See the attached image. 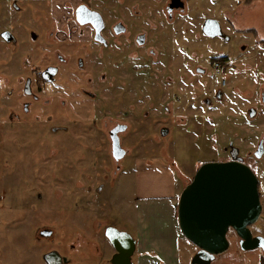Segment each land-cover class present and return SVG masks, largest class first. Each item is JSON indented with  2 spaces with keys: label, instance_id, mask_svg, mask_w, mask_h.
<instances>
[{
  "label": "flooded vegetation",
  "instance_id": "flooded-vegetation-1",
  "mask_svg": "<svg viewBox=\"0 0 264 264\" xmlns=\"http://www.w3.org/2000/svg\"><path fill=\"white\" fill-rule=\"evenodd\" d=\"M260 2L264 4L242 0L245 7ZM196 3L210 0H0V68L11 65L16 78L14 91L3 89L8 83L1 86L0 104L8 119L4 124L14 125L20 138L37 137L39 143L20 144L35 158L28 166L35 178L41 173L43 179L61 182L94 181L97 195L106 183L125 175V162L147 146L150 129L160 140L187 124L194 137L206 133L213 141L219 139L214 159L183 167V189L205 164L247 166L257 179L259 216L243 236L229 226L228 248L212 264H264V130L259 134L264 82L235 81L236 70L225 55L197 64L192 33L188 27L181 33L177 29L179 22L191 20ZM209 19L216 20L206 18L202 32ZM220 28L217 36L203 34L229 43L231 35ZM239 31L253 39L241 45L242 53L254 47L264 50V21ZM5 48L10 60H3ZM209 70L222 78L220 83L211 74L208 78ZM249 82L253 87L243 96ZM242 99L250 105L244 108ZM218 107L224 120L217 129ZM237 108L242 115L229 111ZM87 118L89 127H75ZM34 123L42 127L29 128ZM251 125L255 136L245 145L244 129ZM48 231L50 236H41ZM53 236L50 228L39 231L41 239ZM249 239H257L259 246L246 248ZM64 259L61 264L68 263Z\"/></svg>",
  "mask_w": 264,
  "mask_h": 264
},
{
  "label": "rangeland",
  "instance_id": "rangeland-1",
  "mask_svg": "<svg viewBox=\"0 0 264 264\" xmlns=\"http://www.w3.org/2000/svg\"><path fill=\"white\" fill-rule=\"evenodd\" d=\"M206 18H215L223 31L231 35V41L225 43L205 37L201 26ZM263 21V2L245 7L242 0H210L207 5L194 4L190 23L181 21L177 29L181 33L188 27L192 33L197 64L209 62L211 57L217 55H225L231 58L229 61L236 70L235 81L254 79L263 84L264 50L258 51L254 47L242 53L241 45L251 43L253 39L251 35L241 34L239 31L257 26ZM151 24L148 23L147 26ZM148 30L159 31V28ZM4 50L6 54L2 55L3 60H10V51L6 48ZM10 66L0 68V90L1 86L8 83L3 87L6 92L14 91L12 87L16 80ZM240 68L243 69L242 73L237 71ZM183 74L180 71V78ZM210 74L220 83L221 77L209 70L208 78ZM251 87V82L244 86L243 96L249 94ZM1 94L0 92V98ZM242 102H245L244 108L250 105L245 99ZM222 110L218 107L214 115L222 113ZM229 111L239 115L243 113L242 108ZM6 113V107L2 109L0 104V264H47L44 255L51 251H57L68 260V263L63 264H112L113 249L105 236V229L112 225L129 233L136 240L143 222H149L151 218L153 223L156 220V227L170 231L173 222L168 214L167 200L156 199L150 203H140L137 199L147 194L159 197L169 195L172 180L182 188L180 199L184 185L180 179V176L183 177V167L191 169L199 161L214 159L217 146L222 144L219 139L213 141L207 138L206 133L200 137L190 135L189 129L185 127L187 124L181 126L180 133L172 130L168 137H159L160 140L157 132L150 129L147 146L139 152L140 155L133 153L131 159L125 162V175L119 180H112L111 184L106 183L104 192L97 195L96 188L99 184L94 181L61 182L57 178L43 179L41 173L36 176L39 178H35L32 168L28 167L35 158L31 157L30 152H23L22 149L26 148L20 147V144L39 141H36L35 136H17L14 125L4 124L5 120L8 121ZM223 120L220 117L214 120L217 129L221 127ZM78 122L75 127L91 125L88 118ZM261 123L264 124V116L260 117ZM39 126L42 127L34 123L29 128ZM247 127V130L244 129V144L250 145L255 130L253 125ZM262 130L264 125L260 127L259 134ZM217 134L222 139L219 131ZM233 138L234 136L224 138V141ZM141 161V164L155 166L154 170L149 171L150 173L139 170ZM46 227L54 231L51 239L39 237V231ZM187 247L190 251L195 246L188 240L183 241V256ZM183 260L182 257V264H187ZM216 264H221L220 260Z\"/></svg>",
  "mask_w": 264,
  "mask_h": 264
},
{
  "label": "water",
  "instance_id": "water-1",
  "mask_svg": "<svg viewBox=\"0 0 264 264\" xmlns=\"http://www.w3.org/2000/svg\"><path fill=\"white\" fill-rule=\"evenodd\" d=\"M203 32L214 37L221 28L216 20L209 19ZM260 209L257 179L247 166L236 162L203 165L193 182L183 189L177 209L181 233L199 249L190 264H212L228 248L229 226L243 236L246 226L258 218ZM51 233L41 232V236ZM105 236L116 250L112 264H134L136 240L129 233L109 226ZM258 244L257 239H249L246 248H256ZM44 260L47 264L62 263L57 251L46 253Z\"/></svg>",
  "mask_w": 264,
  "mask_h": 264
},
{
  "label": "crops",
  "instance_id": "crops-1",
  "mask_svg": "<svg viewBox=\"0 0 264 264\" xmlns=\"http://www.w3.org/2000/svg\"><path fill=\"white\" fill-rule=\"evenodd\" d=\"M141 163L142 161L138 165L139 170L146 173L154 170L155 166ZM170 186L172 191L167 196L159 197L147 194L137 199L140 203H150L156 199L167 200L168 210L171 212L168 211V214L173 223L170 231H166L160 226L156 227L154 225L156 220L153 223L151 218L148 220L149 222H143L142 229L136 237V250L132 258L134 264H182V257L184 258L183 263L190 264L196 253V247H194V250L190 248V251L187 247L184 256L182 254V242L187 240L181 233L177 218L179 194L182 188L175 180H172ZM192 246L195 245L192 244Z\"/></svg>",
  "mask_w": 264,
  "mask_h": 264
},
{
  "label": "trees",
  "instance_id": "trees-1",
  "mask_svg": "<svg viewBox=\"0 0 264 264\" xmlns=\"http://www.w3.org/2000/svg\"><path fill=\"white\" fill-rule=\"evenodd\" d=\"M215 60H220V61H223V59H221V58H215Z\"/></svg>",
  "mask_w": 264,
  "mask_h": 264
}]
</instances>
